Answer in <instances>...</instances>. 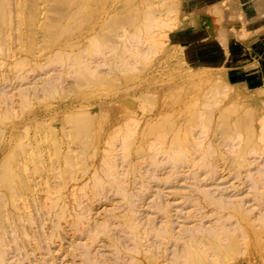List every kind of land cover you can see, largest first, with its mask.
Instances as JSON below:
<instances>
[{
	"label": "rangeland",
	"instance_id": "obj_1",
	"mask_svg": "<svg viewBox=\"0 0 264 264\" xmlns=\"http://www.w3.org/2000/svg\"><path fill=\"white\" fill-rule=\"evenodd\" d=\"M256 1L0 0L1 264H82L85 249L99 261L115 264L110 243L124 239L132 247L122 231L123 218L115 213L123 202L119 195L108 190L90 208H81L87 221L77 228L70 226L72 196H63V208L56 209L44 199L54 184L49 165L54 161L53 173L57 168L58 173L65 168L63 157L82 151L74 137L67 144L62 128L68 132L71 121L85 117L90 129L97 130L92 133L99 144L118 136L113 155L106 156H125L123 169L129 164L136 169L131 186L137 193L134 215L141 223L162 226L161 202L168 207L175 237L183 228H212L218 215L224 216L220 220L226 230L238 227L243 238L224 240L219 250L209 251L211 257L188 253L187 264H264V194L259 202L253 199L257 190L250 178L261 170L264 175V13L254 8ZM58 51L64 61L53 59ZM84 65L88 74L78 77L76 70ZM122 130L139 136L123 147ZM175 139L191 150L188 161L167 162L162 151ZM207 145L215 150L212 174L209 167L190 166L199 165ZM49 154L61 161L58 166ZM150 160L157 161L156 167ZM173 165L178 170L174 175ZM3 168L14 177L4 181ZM78 171L71 174V184L80 181ZM4 182L14 193V210L1 204ZM198 185L219 197V203L242 201L248 211L230 208L216 216L208 204L196 211L194 197H189ZM85 204L82 199L80 206ZM199 212L205 213L201 219ZM103 221L110 223L108 232L91 241L93 229ZM174 238L155 242L157 255L143 254L142 263L166 264L173 253L185 254L184 240Z\"/></svg>",
	"mask_w": 264,
	"mask_h": 264
},
{
	"label": "bare ground",
	"instance_id": "obj_2",
	"mask_svg": "<svg viewBox=\"0 0 264 264\" xmlns=\"http://www.w3.org/2000/svg\"><path fill=\"white\" fill-rule=\"evenodd\" d=\"M253 6L257 10V12H259V14L264 13V0H257ZM84 12H86V11L84 10ZM260 18H262V17H260ZM61 53L62 52H60V51L54 53L53 59L57 60V61H64V57H63V55H61ZM85 65L83 67L77 68L76 75L78 77L79 76L84 77V73L88 74V72H86V70L84 69V68H86ZM85 96H86V98L90 97V95L88 96V94L87 95L85 94ZM82 97H83V95H82ZM82 99H84V97ZM77 102L82 103V102H80V100ZM74 103H76V102H74ZM84 103H85V101H84ZM98 104L100 105L101 103H98ZM62 106H63V104H62ZM81 119H83V120L79 121L78 118H76L75 120L71 121L70 122L71 125L70 124L69 125L72 129L68 128V129H70V130H68V132L66 131L67 129H65L64 128L65 126H64L62 128V133H61L64 135L61 137L63 139H65V136H66V140H68L69 137H71L70 139H72V140L74 138L77 139V140H75V139L74 140L77 141L81 146H83L82 149H80V150H82V151L84 149L85 150L83 152L80 151L81 153L77 152V149L79 151V148H80L79 144H77V146H76V144L73 143L74 147L75 146H76V148L79 147L77 149L75 148L76 150L74 152H77V153L75 156L72 154H69L70 156L68 155L65 158L63 157V159H61V161L64 162L63 164H65L66 166L65 165L63 166L61 164V166L65 167V168H62L63 170H60L58 173H57V171H58L57 166H58L59 159H57V156H55L56 153H52V154H55L54 155L55 159H54V157H52L53 155L50 156L51 154H49V157H52L54 160H56L57 166H55V169L57 168L56 169L57 171H56V173H55V171L53 173L54 166L52 167L51 166L52 163H51L49 165V167L51 168V170L49 169V171H50L49 177H51V179H49V180L51 181L54 179V184H53L54 186L52 185V187H50V188H52V190L50 188H49L50 190L49 189L47 190L48 192L45 193L44 199L49 200V206H48L49 208L56 209V208H63V204L61 203V201H62L61 198H63V196H65V198H69L70 196H72L71 201H73V203H71L70 206L72 207V211H73V214L71 213V217H74V219L71 222L70 226L77 228L78 225L84 224L87 221V215H85L86 211H83L81 208H86V207L90 208L91 207L90 204L99 200L100 196L104 197L108 190L111 191L113 194L119 195L123 202H122V204L117 205V208H115V213H117L119 215V217L123 218V221H121L122 223H120V224H121V226L123 225L125 227L122 228V231L124 233L126 232L127 236L132 241V247L128 248L127 246H125L124 244L126 241L124 239H121L119 241L116 239L115 243H113V241H112L110 243V245L113 246V248L116 252V254L114 255L113 262H115V264H136L135 262H137V264H143L141 261V257H143V254H146V255L149 254L150 256L157 255L158 250H159V246L157 247L156 244H158V243L164 244V242L168 241L169 238L175 237L174 233H173L171 221L169 220L168 209H167L168 207L166 205H162L161 202H159V207H158L159 212H161L163 214V216L161 215V217H164L163 218L164 220L161 223V225H162L161 227H154L150 223H146V222L141 223L139 221V219H137V217L134 215L135 209H134V204H133V198L137 195V193L135 192V187L131 186V185H133L131 178H132L133 173L135 172L136 169L133 166H131V164H129L125 170L123 169L125 167L123 165L121 158L124 159L125 156L122 155L123 157H121V155H119V156L115 155L113 158H112V156H110L113 152L111 150V148L114 146V142L116 140H119L118 136H113V137L107 138V136L105 135L107 138L106 142L104 143L105 139L103 138L104 141L103 140L102 141L104 144L103 145L99 144V142L97 140L95 141V139H97V138H95L93 133H92L95 130L92 131L93 129L92 130L90 129L89 120L87 119V117L81 118ZM72 130L74 132V135H72V133H70V132H72ZM95 132H94V134H96ZM99 132L100 131H98V133ZM100 133H102V132H100ZM55 134H56V132H55ZM52 136H54V133H53V135H51V137ZM121 136H122L121 138L123 140L122 146L124 147L128 143L127 139L135 138V137L139 136V133L137 134L135 132H130V130H122ZM72 137H74V138H72ZM53 138H55V137H53ZM60 139L61 138L59 136L58 140H60ZM63 139H62V141H63ZM70 139L68 140L69 142H70ZM55 141H56V139H55ZM75 141H73V142H75ZM94 141H95V144H93ZM102 141H101V143H102ZM51 142L53 144V140ZM77 142H75V143H77ZM96 142H98V143H96ZM38 143L39 142L37 141V144ZM60 144L61 143L58 142V146H60ZM62 144H63V142H62ZM67 144H69V146H71L70 144H72V141L70 143H67ZM152 144L154 145L153 149H156L155 151L159 150V147H158L159 146V138L154 139ZM169 144L170 145L168 146V149L165 151H162L163 153H166V156L168 157L167 162L188 161L189 156H191V150H189V148H187V145H185L183 142H181L177 139H175L174 141H170ZM51 145H49L48 147L51 148L50 147ZM100 145H102L101 148H100ZM39 146L37 148H40ZM170 146H172V147H170ZM48 147H47V149H48ZM53 147L54 146H52V148ZM54 148L55 149H52V151L50 149L49 150L51 152H55L57 149L56 143H55ZM64 149H67V147ZM99 149H103V152ZM45 150H46V148H45ZM53 150H55V151H53ZM58 150H59V147H58ZM38 151H39V155H40L41 152H40V150H38ZM38 151H37V153H38ZM3 152L5 153V151H3ZM51 152H49V153H51ZM61 152H63V150ZM65 152H63V153H65ZM4 153H2V154H4ZM35 153L36 152H34V154ZM107 153H111V154L109 156H106ZM214 153H215L214 148L207 145L205 148H203L201 150L200 154H201L202 158H201V162L199 163V165H196V162H194V163H191L190 166L191 167L197 166V168L201 167V169L202 168L205 169V167H209L208 172L210 174L211 172L214 171L212 167H215L214 165L211 164V160H210L212 157V154H214ZM46 154H47V152H46ZM65 154L67 155L68 153L66 152ZM77 154H79V155H77ZM7 155L4 154L2 156H7ZM59 155H61V153ZM154 155L149 156V158L150 157L152 158ZM36 156L38 157V155H36ZM61 156H65V155L62 154ZM12 157H13V154H12ZM68 157L69 158L72 157V158L69 159ZM116 157H117V159H116ZM9 158L7 156V158H5V159H7V161H9ZM51 159H50V161H52ZM3 160L4 159L2 158V161ZM5 162H6V160H5ZM54 163L55 162L53 161V164ZM155 163H157V161L151 162V160H150L149 165H153L154 167H156ZM76 166L78 167L77 169H79L80 174H81L80 181H78V182L76 181L75 183L71 184L70 183V178H72L71 174L74 172V170H75V172L78 171L77 169H75ZM119 166H120V168H119ZM173 166H174L173 170L175 171L173 173V175H174V174H176V172L178 170L176 169L177 167H175L176 165H173ZM256 168H255V170H256ZM6 169L3 168L5 173L2 171L3 176H4V181H6L10 175L12 177H14V175L12 173H8V171ZM193 172H194L193 174H194V178H195L194 181L199 182L200 181L199 177H195V171H193ZM258 172H261V174L257 173L260 175L257 176V174L256 175L253 174L250 176L251 182H252V188L254 187L257 190L254 192V196H253V199L254 200L256 199L257 202H259L261 200V196H262V194H264V175L262 174V170L258 171ZM55 176L57 178H55ZM44 177H45V179L49 178L47 176H44ZM58 178H60L61 181ZM55 179H58L60 181V183H59V181L58 182L55 181ZM45 181L48 182L47 180H45ZM55 182H57V183H55ZM50 184H52V182L49 183L48 185L50 186ZM17 185L19 186V184H17ZM199 188L200 187L198 185L196 187V190H194L191 193V196L189 197L191 199L190 201H192L193 197H194L193 201L196 202L197 207L199 208V209L196 208L197 209L196 211L199 210V211L203 212L202 210L206 209L205 204H208L211 207H213L212 211L216 214V216L218 214H220L219 212H221L222 210L230 209V208L241 207L244 210L248 211L247 207L244 208L243 204H241L242 201L238 202V201L232 200V202L229 201L228 203L225 204V201H227V200L222 201V199H221V203H222L221 204V203H219L220 202L219 197H218L219 199L217 198V200H219V201H217L215 199V196L213 197L209 191H206L204 189L202 190ZM258 188L261 189L262 191H259ZM18 189H22V188H18ZM18 189H16V191H19ZM23 191H25V190H23ZM12 192L13 191L9 190L6 182H4L2 185V192H1V198H2L1 204L3 206L7 205L8 207H10L11 209L14 210L15 209V207H14L15 206L14 205L15 204V202H14L15 196L13 195L14 193L12 194ZM82 199H84L86 202V204L84 206H80ZM38 206H39V204H38ZM225 207H227V208H225ZM241 208H239V209H241ZM70 209L71 208H68V210H70ZM201 212H199L200 213V219L205 216V213L202 214ZM63 214H64V209L60 210L59 216H63ZM223 217H220L218 215L217 218H218V221L220 223L217 221L216 223L217 224L219 223L217 225L215 222H213L217 226L210 224L212 226V228L210 227V229H209V227L204 228L203 227L204 225L197 228V226L195 225L196 228H193V229L183 228L182 230L184 232L181 231V233L178 231L179 235H177V237H175L174 239L177 240L178 238H182L184 240L183 241L184 242L183 243L184 244L183 250L185 251V254L183 253V251H179V252L177 251L178 253L176 252V254L174 256V253H173L174 258L166 261L167 262L166 264H187L186 261L189 258L188 253L189 254H196L199 259H201L202 257L203 258H206L209 256L211 257L214 255V254H212V252L220 249L222 242L224 240H226V239L229 240L231 238H232V240H234L235 239L234 235H236V237L238 239L243 238V237H241V235L238 232V230H239L238 227L233 228V226H235V225L231 226L234 230H231V228L229 230H226V229H228L226 224H224V225L227 228L223 227L224 225L222 223H225V222L220 220ZM213 221H214V219H213ZM109 225H110V223L108 221H103V224H100L99 226H97V228H94L93 229L94 230L93 235L89 236L90 240L93 241L95 234H97V233H107L108 229L110 227ZM195 226H193V227H195ZM213 226H215V228ZM184 229H186V230H184ZM53 236L54 235H52V237ZM151 236H154L155 239L158 240V242L155 240L153 242H151V239H150ZM111 239L113 240V238H111ZM155 242H156V244H154ZM196 244L202 245L201 248L199 249L201 251L200 253L197 250L198 247ZM178 246L179 245H177V247L176 246H174V247L178 248ZM179 249H180V246L176 250H179ZM181 249H182V246H181ZM210 250L212 251L211 253L209 252ZM174 252H175V250H174ZM180 252H182V253H180ZM186 254L188 255L187 257H186ZM200 254H202V255H200ZM81 263L82 264H105V262L103 263V261H99L97 258L93 257L90 254V251L88 249H85L83 251V254L81 255ZM0 264H1V262H0Z\"/></svg>",
	"mask_w": 264,
	"mask_h": 264
}]
</instances>
